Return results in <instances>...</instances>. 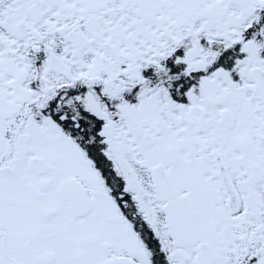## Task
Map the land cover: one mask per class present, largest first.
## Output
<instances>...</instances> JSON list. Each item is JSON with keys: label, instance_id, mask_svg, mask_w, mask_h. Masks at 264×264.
I'll return each mask as SVG.
<instances>
[{"label": "snow or ice", "instance_id": "snow-or-ice-1", "mask_svg": "<svg viewBox=\"0 0 264 264\" xmlns=\"http://www.w3.org/2000/svg\"><path fill=\"white\" fill-rule=\"evenodd\" d=\"M0 264H264V0H0Z\"/></svg>", "mask_w": 264, "mask_h": 264}]
</instances>
